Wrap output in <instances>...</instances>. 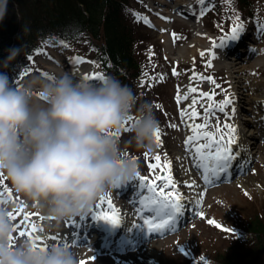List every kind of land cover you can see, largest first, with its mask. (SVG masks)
Here are the masks:
<instances>
[{
	"label": "clouds",
	"instance_id": "1",
	"mask_svg": "<svg viewBox=\"0 0 264 264\" xmlns=\"http://www.w3.org/2000/svg\"><path fill=\"white\" fill-rule=\"evenodd\" d=\"M7 0H0V17ZM11 49L0 67L20 55ZM131 118V119H130ZM126 141L151 152L161 124L151 103H138L133 89L114 76L92 82L69 73L14 86L0 71V174L13 190L57 222L86 215L114 186L126 187L140 174ZM11 206H0V264H80L73 246L15 239Z\"/></svg>",
	"mask_w": 264,
	"mask_h": 264
},
{
	"label": "rangeland",
	"instance_id": "2",
	"mask_svg": "<svg viewBox=\"0 0 264 264\" xmlns=\"http://www.w3.org/2000/svg\"><path fill=\"white\" fill-rule=\"evenodd\" d=\"M248 1L250 2L249 7L244 6L242 0H216L218 3H216L217 7L212 8V11L204 18L205 25L202 28L205 31L203 32L205 36L204 39L201 38L200 48L207 45L210 39L208 36L205 39L206 30L211 33L220 32V30L228 26V22L223 23L222 17L229 15L231 17L229 22H234L237 16H245V13H249L250 9L256 6L259 9L260 22L264 23V0ZM127 2L135 12L134 18L130 16L132 21L136 19V22L132 23L135 30L132 29L136 32V38L138 39L135 55H137L139 60L146 61L145 65L151 61V66L155 70L158 69L147 77L144 73L145 78L136 83L138 87L136 91H133L140 97L138 103L145 101L151 103L153 111L161 124L163 143L160 147H156L154 143V148L151 152L136 150L126 143L131 136V134H126L121 139V146L126 152L139 160L140 171L146 172L151 179L155 176L169 175V172L162 168L153 171L148 167L149 164L156 163L153 159L155 155L161 156L160 163L174 161L173 169L172 165L170 166L171 177L173 178V171L175 173L177 171L178 178L180 175L182 176L185 180V189L187 191L180 190V194L191 200L197 199L199 212L194 220L172 236L145 242L136 249L133 248L134 250L130 249L109 257H95L90 253H85L84 250H79L77 252L81 257V261H87L88 264H205V262L206 264H223V261L230 256L232 259H237L236 261L240 262V264H264V251L261 253L254 252L253 248L257 245L256 241L255 239L250 240V235L246 234L247 231L245 232L251 219H259L264 224V146H260V144L256 146L258 147V157L250 171L230 184L223 183L211 188H205L198 182L200 178L194 175L193 171L191 173L188 169L186 170L185 167L181 166L184 165L185 155L180 149L182 138L179 140V133H182V130L175 123L174 104L172 102V97L175 96V83L178 81L180 85L182 84L184 93L194 96L195 93H191L188 90L192 87L196 88L195 83L203 82L205 86L210 85L211 89H214L215 95L220 98L222 95L226 96L227 94V91H224L227 90L228 85L227 75L223 72L212 71L213 66L211 62H208V57L205 58L204 55L203 58L196 47L191 46L193 42L196 45V41L199 38L193 37L189 29L184 28L183 25L175 22V20H170L169 23L166 22L169 26L168 32L165 33L164 29L160 31V29L151 27L144 22L150 16L146 1L127 0ZM137 16L140 19H137ZM172 32L176 34L177 39H173ZM260 41V44L264 45V33H262ZM260 44L258 43V45ZM197 45L199 47V44ZM79 49H81L80 45ZM169 56L177 58L179 62L177 75H170V71L176 69L172 60H169ZM76 57L75 55L74 59ZM151 58L153 59L151 60ZM38 61L39 59L35 54L30 60L29 66L25 67L19 81L14 86L24 85L35 77L46 80L42 73L44 70L39 71L38 69ZM22 62H25V59ZM250 63L248 62V65ZM248 65L246 66L248 67ZM250 68L251 70L246 71L252 81L257 80L255 87L261 90L264 88V62L258 63V61H255ZM242 71H245L243 66ZM161 72H169L171 80L163 83L159 89L154 78ZM193 75L204 76L206 79L194 80L191 78ZM207 77H212L220 87L217 88ZM142 81L143 86H141ZM158 89L163 93L161 99H158ZM196 93H200V87H197ZM156 105L160 107L157 108ZM197 105L200 106L198 103ZM170 124H174L176 127H169ZM145 154H147V159ZM174 178L176 180V182L173 181L175 184L180 183L176 177ZM159 182L161 183V181ZM188 185H191V187ZM0 187V192L8 204L7 206H11L13 212L18 210L20 212V209L24 206L20 208L15 206L19 201H22L24 204L29 203V205H26L29 209L28 211L37 216L39 208L31 201L26 200L21 194L18 196L9 181L4 182L1 179ZM176 193H178V190ZM217 224L220 227H217ZM49 227L61 230L62 223L54 221ZM24 228L27 229L26 224ZM24 238H27V236L21 237L17 233L15 239Z\"/></svg>",
	"mask_w": 264,
	"mask_h": 264
},
{
	"label": "trees",
	"instance_id": "3",
	"mask_svg": "<svg viewBox=\"0 0 264 264\" xmlns=\"http://www.w3.org/2000/svg\"><path fill=\"white\" fill-rule=\"evenodd\" d=\"M242 2L250 6L248 0ZM121 4L122 0H7L6 11L0 17V63L9 50L20 49V55L9 65L15 76L20 59L39 41L57 35L85 48L83 43L89 39L97 46L98 60L106 71L129 85L127 81L132 82L139 71V62L134 55L133 26ZM0 71L6 69L0 67ZM247 228L257 244L254 252H263L264 224L253 219ZM236 260L228 256L222 263L240 264Z\"/></svg>",
	"mask_w": 264,
	"mask_h": 264
},
{
	"label": "snow or ice",
	"instance_id": "4",
	"mask_svg": "<svg viewBox=\"0 0 264 264\" xmlns=\"http://www.w3.org/2000/svg\"><path fill=\"white\" fill-rule=\"evenodd\" d=\"M201 3H203V0H201ZM137 19H140L139 16H137ZM167 19V18H164ZM236 22L234 26L231 29V34L226 37V40L230 41H236L240 38L242 33L245 30V25L243 22H241L240 18L237 16L235 18ZM145 22L148 21L145 19ZM262 33H264V25L260 26L259 29ZM173 39H177V36L175 33L172 34ZM63 43V42H61ZM67 45H65L66 47ZM226 44L222 41L218 47H225ZM201 55H204V53H201ZM29 60H31V57H29ZM84 61L80 57H76L75 64H82ZM95 63V62H93ZM75 66V65H74ZM211 66V65H209ZM175 71L173 72V75H177ZM147 75V74H145ZM106 75L103 73H94L91 76L85 75L83 79L89 80V81H99L103 79ZM192 79H205L204 76H196L193 75L191 77ZM160 80H163V75L159 77ZM207 79L214 85H216L217 88L220 86L216 84V81L212 77H207ZM141 86H143V81L141 82ZM191 93H196L197 88L192 87L188 90ZM227 91V90H224ZM201 96L207 97L209 100H213L215 97V91L212 93H201ZM187 95H181L179 88L177 89V96H176V102L177 104L181 103V100H187ZM198 103L196 99L192 100L190 108V115L188 111L181 110V118L182 120L187 117L189 120H195L200 116V113L195 111V106ZM233 104V100L230 97V95H226L223 98L222 103L217 105L216 107L219 108L220 112H223L225 114V119L231 120L232 117L235 115V107L231 108V115H229L228 112H225V109ZM157 108H159V105H156ZM211 110V106L209 107V111ZM131 119V118H130ZM169 127L175 128L176 125L170 124ZM209 127L207 120H205L204 123L200 124H191L190 125V131L191 135H189L186 140L185 144L188 146H191V151L195 155V159L197 160V168L202 170L203 179L211 183L214 179H219L221 174H226L228 170L232 167L233 162L239 157L240 151L239 146L237 147V150L234 152L232 145L236 144L238 145V139L239 134L237 131V128L234 124H230L225 122L223 124V128L219 124H217L215 133H212L210 131H206ZM154 143L156 147L162 146V130L159 129L154 138ZM145 158L147 159V154H145ZM153 159L156 161L154 164H149L148 167L155 171L156 169H164L169 172V175L167 177L164 176H155L153 179L149 180L148 177L142 176L141 174H138L137 180L139 181L140 187L146 188L149 195L143 196L141 199V204L143 207L141 208L140 212V219L143 221V225L147 227L149 232H163L165 230H172L176 227L177 221L179 217H182L190 205H185L181 203V197L178 193L174 191L175 184L172 182L171 175H170V163L164 162L160 163L161 156L155 155ZM0 178H2V175H0ZM157 181H162V183H157ZM191 187V185H188ZM114 188H119V186H114ZM104 202L107 203L109 209H111V214L107 212H102L99 215L93 216L92 219L94 220H101L104 221L106 224L111 225L112 227H118L119 226V218L118 214L115 212V209L112 206L111 198H107L105 200L104 197L101 198V204ZM0 203H3V201H0ZM97 207H100V205H97ZM21 216L17 218L16 216L12 215L11 219L13 221H16L19 224L20 220H24L27 224V231H20V236L23 237L25 235L28 236L29 239H32L34 244L37 246H40L42 248H45L47 245H44L42 241L38 240L39 238L33 239L32 233H34L37 229L34 224H32L30 221L33 217L32 213L25 214L26 210L22 207L20 209ZM36 218H39L37 215ZM215 223V222H212ZM217 227H220V225H216ZM135 227V225L133 226ZM21 228H24V225H21ZM225 231H231L229 229H223ZM17 231V228H15V232ZM203 260V258H201ZM80 264H88L87 261H81ZM206 264V262H205Z\"/></svg>",
	"mask_w": 264,
	"mask_h": 264
},
{
	"label": "bare ground",
	"instance_id": "5",
	"mask_svg": "<svg viewBox=\"0 0 264 264\" xmlns=\"http://www.w3.org/2000/svg\"><path fill=\"white\" fill-rule=\"evenodd\" d=\"M200 41H202V39H200ZM196 47V46H195ZM264 49V48H261ZM257 60L260 61H264V52H262L261 54L256 56ZM255 62V61H254ZM223 63H225V65L227 66L228 69H230L232 72V74L234 75V73H237L235 69H233L231 63L227 64L226 61H223ZM253 64V63H252ZM251 64V65H252ZM251 65L247 67V71L251 70ZM239 66V64H235L234 67ZM243 71V74L246 76L245 78L247 79L246 84H248L250 82V86L246 85L245 83H241V87L239 88L241 90V99H240V104L242 105V109L243 112L247 113L248 110L252 109L254 111V107H255V111H260V109L257 107V103H263L264 104V90H259L256 87H252V85H255V82H257V80L254 81V84L252 82V80L250 81V77L249 74L247 73V71ZM80 75V72H74L73 75ZM238 74V73H237ZM71 75V74H70ZM245 84V85H244ZM250 93H252V98L249 101V97H250ZM249 96V97H248ZM250 102V103H249ZM254 106H252L253 104ZM241 115V114H240ZM238 116V115H237ZM243 117L238 116V128L239 130H241L239 133H241L243 135V140L241 138L238 139V146L239 148H245L246 150H249V146H246L245 144H252L253 143V130H252V123L246 121V122H242L239 123V120L243 121L242 119ZM248 119V117H247ZM254 144V143H253ZM247 147V148H246ZM248 156H250V153H248Z\"/></svg>",
	"mask_w": 264,
	"mask_h": 264
}]
</instances>
